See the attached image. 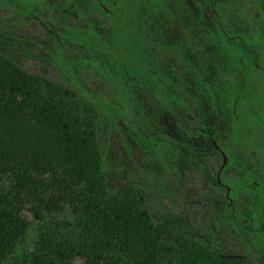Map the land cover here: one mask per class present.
I'll list each match as a JSON object with an SVG mask.
<instances>
[{
  "label": "rangeland",
  "instance_id": "obj_1",
  "mask_svg": "<svg viewBox=\"0 0 264 264\" xmlns=\"http://www.w3.org/2000/svg\"><path fill=\"white\" fill-rule=\"evenodd\" d=\"M178 1L102 0L117 16L110 17L91 0H0V53L32 74L47 68L53 82L100 105V142L110 188H140L154 217L184 215L211 248L242 256L243 264H261L264 188L250 185L240 161L255 166L256 185L264 182V71L254 64L257 58L264 67V0H196L201 62L225 69L229 108L248 89L244 105L248 103L250 113L242 119L243 128H237L235 118L218 127L217 143L228 157L221 183L231 188L229 197L216 182L221 152L205 132L195 131L204 129L203 104L196 110L197 103L186 99L187 104L176 106V86L163 81L168 40L163 32L168 26L162 23V11ZM219 30L248 44L249 82L241 89L240 66ZM257 147L263 164L253 157Z\"/></svg>",
  "mask_w": 264,
  "mask_h": 264
},
{
  "label": "trees",
  "instance_id": "obj_2",
  "mask_svg": "<svg viewBox=\"0 0 264 264\" xmlns=\"http://www.w3.org/2000/svg\"><path fill=\"white\" fill-rule=\"evenodd\" d=\"M219 32L234 62L249 52L242 38ZM49 74L29 73L0 53V264L245 262L207 245L184 215L154 217L140 188H110L100 105ZM244 163L250 185L264 188L253 178L255 166Z\"/></svg>",
  "mask_w": 264,
  "mask_h": 264
},
{
  "label": "flooded vegetation",
  "instance_id": "obj_3",
  "mask_svg": "<svg viewBox=\"0 0 264 264\" xmlns=\"http://www.w3.org/2000/svg\"><path fill=\"white\" fill-rule=\"evenodd\" d=\"M181 1H178V3H180L179 5L171 4V6L168 4L162 11V15H164L162 17V23L168 26L167 29L164 28L163 32L168 37V40L164 43L167 53L164 56L165 78L163 81L167 86L170 82L176 86L178 90V99H175L176 106L180 105V103L187 104V100L189 99L197 103L196 110L199 108L201 110V104H203L204 110L206 111L205 114L207 115L206 119L202 121V123H204V129L195 130L196 134L203 135L205 132L212 147L221 152L223 160V154L225 153L219 147L216 139V137L220 135L219 130H217L218 124L227 125L230 119L235 118L237 128H243L245 123L242 119L247 116L246 112L247 114L250 113L248 103L244 105V95L246 96L248 94V89L239 92L238 97H234V100H232L231 108L228 107L229 101L232 98H229V94L226 92L227 86L222 82V74L225 69L217 67V65L207 64L208 61L207 63L201 62V56L196 49V34L199 31V27H197L199 18V7L197 2L196 0ZM97 2L110 17H117L104 6L102 0H97ZM116 3L117 2H115V4ZM122 22L128 24L126 20ZM248 56V52H243L241 60H237V64L240 66L239 72L241 74L238 80V82H240V84L237 85L238 89H241L244 83L248 84L249 82L248 66L245 64V60L248 59ZM256 60L257 58L254 59L255 67L260 69ZM237 64L231 63V65ZM122 72H125V69ZM184 89H187L189 93L184 91ZM218 91L222 94L221 98L216 97ZM184 98L185 101L183 100ZM240 103L242 107L239 106ZM259 117L261 119V116ZM215 142L218 145L217 147L214 144ZM245 164L246 163H244V165ZM246 167H248V164L245 168ZM221 186L225 189L229 187L223 183ZM227 197L229 196L227 195Z\"/></svg>",
  "mask_w": 264,
  "mask_h": 264
},
{
  "label": "water",
  "instance_id": "obj_4",
  "mask_svg": "<svg viewBox=\"0 0 264 264\" xmlns=\"http://www.w3.org/2000/svg\"><path fill=\"white\" fill-rule=\"evenodd\" d=\"M38 22H39V24L42 25V26H43L48 32H50L51 34H53V31L50 29V27H49V26H48V25H47L42 19H38ZM260 69L264 71V67H260ZM214 144H215L216 147L218 146L216 142H215ZM223 160H224L223 165H222V167H221V169H220V172H219V174H218V176H217V182H218L220 185H222V183H221V172L225 169V167H226V163H227V156H226L225 154H223ZM226 189H227V195L229 196L230 188H229V187H226ZM228 257L232 259V258H234L235 256H228Z\"/></svg>",
  "mask_w": 264,
  "mask_h": 264
}]
</instances>
